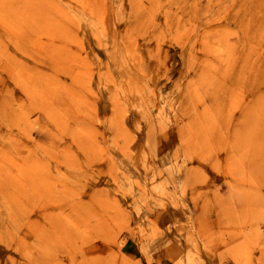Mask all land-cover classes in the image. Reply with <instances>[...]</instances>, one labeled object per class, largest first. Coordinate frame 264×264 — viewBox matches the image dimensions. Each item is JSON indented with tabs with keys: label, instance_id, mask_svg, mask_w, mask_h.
Listing matches in <instances>:
<instances>
[{
	"label": "rangeland",
	"instance_id": "obj_1",
	"mask_svg": "<svg viewBox=\"0 0 264 264\" xmlns=\"http://www.w3.org/2000/svg\"><path fill=\"white\" fill-rule=\"evenodd\" d=\"M0 264H264V0H0Z\"/></svg>",
	"mask_w": 264,
	"mask_h": 264
}]
</instances>
